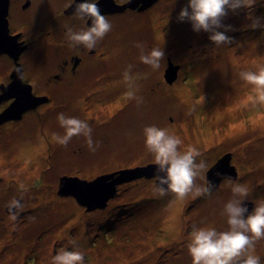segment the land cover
Masks as SVG:
<instances>
[{
  "label": "rangeland",
  "instance_id": "rangeland-1",
  "mask_svg": "<svg viewBox=\"0 0 264 264\" xmlns=\"http://www.w3.org/2000/svg\"><path fill=\"white\" fill-rule=\"evenodd\" d=\"M188 3L164 0L144 27L117 26L114 36L119 50L98 70L89 71L83 84L63 87L49 105L42 106L45 109L34 122L44 136L38 131L28 139L23 131L24 140L32 142L14 141L11 134L0 140V188H34L39 202L54 203L49 209L42 210L43 203L38 208L41 223L51 219L54 240L45 249L36 247L35 264H51L52 256L62 248L83 252V264H192L186 244L193 227L228 228L223 208L233 198L230 183L248 188L244 200H264V104L253 102L254 86L240 77L242 71H256L264 65V26L251 27L257 19L264 25V0L227 11L222 18L225 27L218 30L232 40L219 47L209 39V32H197L190 20L178 19ZM137 43L146 50H163L159 69L140 61ZM169 58L179 66L173 83L165 78ZM125 70H129L130 83L124 79ZM48 81L40 89L49 87ZM217 94L220 109L226 113L220 118H216ZM59 113L91 127L92 140L98 143L94 152L83 135L73 136L67 146L57 143L54 137L65 134L57 120ZM240 122L244 126L232 131ZM150 125L178 136L181 151L188 146L199 150L197 163L203 160L207 168L196 179L197 185L207 186L208 170L227 153L239 177L222 180L212 190L214 194L196 198L189 194L176 208L173 205L179 199L173 193L161 196L154 190L156 177L119 184L104 208L88 210L73 195L61 197L63 176L91 181L103 174L154 164L143 135V128ZM207 131L213 138L208 141L204 139ZM170 207L176 213L167 219ZM3 220L0 251L14 219ZM15 221L16 227L22 219L15 217ZM69 241H75V247ZM16 252L17 264H23L24 250ZM254 254L264 264V239L256 242Z\"/></svg>",
  "mask_w": 264,
  "mask_h": 264
},
{
  "label": "flooded vegetation",
  "instance_id": "flooded-vegetation-1",
  "mask_svg": "<svg viewBox=\"0 0 264 264\" xmlns=\"http://www.w3.org/2000/svg\"><path fill=\"white\" fill-rule=\"evenodd\" d=\"M81 2L0 0V140L4 141L11 134L15 136L14 141L32 142L24 140L22 132L27 131L28 139L38 134L34 119L45 109L42 106L49 105L53 96L64 91L63 87L72 89L78 83L83 84L89 71L98 70L104 60L119 50L115 28L121 24H137L142 28L152 13L164 4V0H91L112 28L94 49L88 50L82 45L70 47L65 35L67 27L78 31L91 26L90 19L75 15L76 5ZM46 80L50 81L48 86L53 87L52 90L49 87L40 89ZM40 96L48 97L47 103L27 105L21 117L2 121V116L8 117V111L18 109L25 100H29V104L34 97ZM39 132L44 136L42 131ZM38 202L34 188H0V222L14 219L4 237L0 264H17L16 251L21 249L24 250L23 264H35L36 247L44 248L54 240L49 228L51 219L41 223L38 211L40 203H43L40 205L44 207L42 210L49 209L54 203L50 200ZM35 203L36 206L32 205ZM15 217L22 219L16 227Z\"/></svg>",
  "mask_w": 264,
  "mask_h": 264
},
{
  "label": "clouds",
  "instance_id": "clouds-1",
  "mask_svg": "<svg viewBox=\"0 0 264 264\" xmlns=\"http://www.w3.org/2000/svg\"><path fill=\"white\" fill-rule=\"evenodd\" d=\"M254 3L255 0H189L188 5L180 11L178 19L190 20L197 32H209V39L219 47L231 43L232 40L225 32L218 30L225 27L222 18L227 15V11L250 7ZM75 15L80 19H90L91 26L78 31L67 27L65 35L70 47L82 45L92 50L111 31L110 21L91 0H82L77 4ZM261 26L264 25L260 24L259 19L254 20L251 25L253 28ZM136 47L140 50L139 59L142 63L154 70L159 69L160 61L164 58L163 50H146L140 43H137ZM130 68L131 66L129 70ZM129 70H125L124 79L130 83ZM240 77L254 86L256 97L253 102L264 104V65L258 66L256 71H242ZM129 96L132 97L133 94L129 93ZM57 120L65 130L63 136L54 137L57 143L67 146L73 136L83 135L89 150H96L98 143L94 144L92 129L85 121L65 116L63 113L57 115ZM143 135L145 147L154 155V163L157 165L158 183L154 187L156 192L161 196L171 192L179 200L189 194H192L193 198L211 194L214 187L211 183L207 186L195 183L207 168L205 161L197 163V157L201 155L197 148L188 146L186 150L181 151L179 146L182 140L156 125L145 126ZM230 188L233 198L223 208L228 228L219 231L215 227H193L186 244L192 264H261L260 257L254 253L256 242L264 239V200L253 202L254 207L249 212L243 199L248 195V188L240 183H230ZM69 244L75 247L76 242L69 241ZM83 261V252L62 248L52 256L51 264H83Z\"/></svg>",
  "mask_w": 264,
  "mask_h": 264
},
{
  "label": "water",
  "instance_id": "water-1",
  "mask_svg": "<svg viewBox=\"0 0 264 264\" xmlns=\"http://www.w3.org/2000/svg\"><path fill=\"white\" fill-rule=\"evenodd\" d=\"M179 66H176L169 61V66L166 69L165 78L168 83H173L178 76ZM25 100L23 104H19V108L14 111H8V117L2 116V121L9 118H19L22 115L27 105L29 107L40 105L48 101V97L40 96L34 97L33 101ZM25 106V107H23ZM5 118V119H4ZM232 155L227 153L222 156L207 172V185L211 183L213 189L220 186L222 180L226 178H237L238 172L236 167L231 163ZM157 165L148 164L146 166H139L130 169H123L113 173L103 174L94 180H85L78 177L63 176L60 179L59 194L73 195L79 204L84 205L88 210L93 208H104L107 201L114 197L117 192V186L124 182H128L141 177H156ZM156 183L158 181L156 180ZM166 187V185H165ZM244 204L248 207L249 212L254 207L252 201L245 200Z\"/></svg>",
  "mask_w": 264,
  "mask_h": 264
},
{
  "label": "bare ground",
  "instance_id": "bare-ground-1",
  "mask_svg": "<svg viewBox=\"0 0 264 264\" xmlns=\"http://www.w3.org/2000/svg\"><path fill=\"white\" fill-rule=\"evenodd\" d=\"M217 95H218V94H217ZM219 99H220V95H218L217 98L215 99V103L217 104V105H216V118H220L221 116H223L224 114H226L223 110L220 109L221 106H220V104H219ZM116 103H120V99H118V101H117ZM116 103H115V104H116ZM115 104H112V105H115ZM234 111H235V108H233L229 113H232V112H234ZM243 126H244L243 122H240L238 125H236V126H232V129H233L232 131H234V130H236V129H241ZM233 127H234V128H233ZM202 131H203V130H201V133H202ZM203 133H204V132H203ZM202 135H203V134H202ZM211 135H212V134H210V136H209V133H208V131H207V135H206V137H204V139H205L206 141L213 139V138H211ZM215 136H216V135H215ZM213 137H214V136H213ZM31 148L34 149L33 146H31ZM39 148H41V147L39 146ZM179 204H180V200L176 203L177 206H174V205H173V207L176 208V207L179 206ZM173 212L176 213V210L174 211V210H172V207H170V211H169V213L166 215V218L169 219V218L173 217V216H171ZM178 214L180 215V212H179ZM161 232H162V231H161ZM161 236L164 237L163 235H161Z\"/></svg>",
  "mask_w": 264,
  "mask_h": 264
}]
</instances>
